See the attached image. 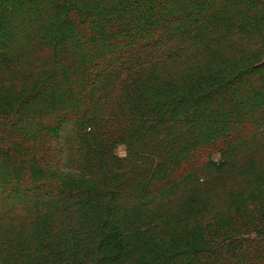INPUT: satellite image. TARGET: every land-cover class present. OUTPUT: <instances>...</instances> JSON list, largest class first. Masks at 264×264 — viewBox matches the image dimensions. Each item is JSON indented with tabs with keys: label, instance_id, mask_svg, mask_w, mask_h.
Here are the masks:
<instances>
[{
	"label": "trees",
	"instance_id": "trees-1",
	"mask_svg": "<svg viewBox=\"0 0 264 264\" xmlns=\"http://www.w3.org/2000/svg\"><path fill=\"white\" fill-rule=\"evenodd\" d=\"M0 264H264V0H0Z\"/></svg>",
	"mask_w": 264,
	"mask_h": 264
},
{
	"label": "rangeland",
	"instance_id": "rangeland-1",
	"mask_svg": "<svg viewBox=\"0 0 264 264\" xmlns=\"http://www.w3.org/2000/svg\"><path fill=\"white\" fill-rule=\"evenodd\" d=\"M119 153H123V149L122 148H119Z\"/></svg>",
	"mask_w": 264,
	"mask_h": 264
}]
</instances>
